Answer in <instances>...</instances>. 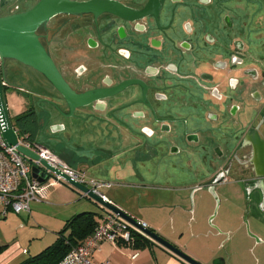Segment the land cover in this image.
<instances>
[{
  "label": "water",
  "instance_id": "water-1",
  "mask_svg": "<svg viewBox=\"0 0 264 264\" xmlns=\"http://www.w3.org/2000/svg\"><path fill=\"white\" fill-rule=\"evenodd\" d=\"M175 2L180 0H0V127L3 136L10 147L18 144L19 137L9 119L5 104L6 81L63 103L33 95L40 125L36 142L47 146L75 169L80 162L92 165L120 153L89 168L87 174L112 181L183 186L209 177L226 159L225 163L235 157L236 151L241 150V158H249L253 164L252 189L261 192V208L264 210V139L261 137L264 115L254 125L264 109V100L259 92L258 98L253 96L260 103L255 104L256 106L252 101L247 102L246 90L243 92L239 111L236 114L231 113L235 115L232 118L236 121L238 131L236 135L226 131V146L222 145L221 151H214L211 150L215 141L212 135L214 128L203 123L201 117H196L189 123L181 118L161 119L151 106L154 122L146 120L151 116V111L144 104H139L141 90L134 84L142 80H127L145 76L138 71L139 65L133 69L130 67L133 60L113 53L106 59L99 58L104 48L87 46L86 37L97 36L94 30L90 31V14L97 18L104 13L120 18V38L126 37L127 31L134 39L140 32L146 33L148 37L159 33L176 46L180 36L177 20L180 22L183 14L177 10V6L173 7ZM241 3L251 11L253 27L262 25L258 23L264 15L262 8L256 11L245 0ZM170 12L176 17V22L162 26L160 17H165ZM198 24L201 36L204 33V22L199 21ZM81 31H86V34L79 38L78 33ZM148 40L153 46L162 43L156 37ZM88 43L94 46L96 42L90 38ZM251 44L259 57L264 59V38L251 39ZM79 50L84 55H78ZM120 53L123 54L124 50H120ZM118 66L121 67L116 68ZM150 69L146 70L149 75L152 74ZM154 76L150 75L153 86L142 81L146 90L159 89V85L173 81L166 74H161L157 79V75ZM105 78H110L112 85L104 83ZM195 87H199V84H195ZM214 91L217 93L218 90L215 88ZM146 98L148 99L147 91L143 93L145 101ZM131 108L132 111H148L146 119L141 122L138 115H130ZM203 110L205 114L217 112L212 105L205 106ZM101 115L112 119L143 140V144L132 148L141 142ZM225 120L228 119L225 117ZM144 125L146 127L141 130ZM18 148L30 158H38L26 147L18 145ZM43 163L47 168L61 173L45 161ZM225 165L221 166V170L209 182H202L207 184L208 190L217 199L216 185L225 181L231 172V167ZM233 171L237 172L236 175L248 174L239 168ZM33 176L40 183H44L49 177L46 171L37 166L33 167ZM63 176L69 179L66 174ZM71 182L73 188L88 192L98 204L133 221L131 215L95 195L87 186ZM147 233L157 243L188 263L203 264L153 230H147Z\"/></svg>",
  "mask_w": 264,
  "mask_h": 264
},
{
  "label": "flooded vegetation",
  "instance_id": "flooded-vegetation-1",
  "mask_svg": "<svg viewBox=\"0 0 264 264\" xmlns=\"http://www.w3.org/2000/svg\"><path fill=\"white\" fill-rule=\"evenodd\" d=\"M245 1L253 5L256 11L258 8L264 11V0ZM241 2L242 0L175 2L173 7L177 6V10L183 14V19H180V22L177 20L180 36L176 46L170 44L167 37L159 33L152 35L161 40L159 46L151 45L148 39L152 37H148L143 32L137 34L134 39L127 31V36L120 38L118 34L120 18L109 13L101 14L97 18L90 14L92 16L90 31L94 30L97 36L86 37V43L90 48L98 46L104 48L102 56L97 55L99 58L106 59L113 53L124 59L133 60L134 62L130 64L133 69L134 66L139 65L138 71L145 76L131 77L127 80L139 79L153 86L150 75L153 77L157 75L156 79L161 74L173 78L172 83L161 84L157 87L159 89L155 90L151 88L146 90L142 81L134 83L141 90L139 104L147 106L151 116L146 119L148 111H132V108L130 115H138L137 118L142 120L141 122L143 119L154 122V111L151 108L153 106L156 115L161 119L181 118L189 123L196 117H201L203 123L214 128L212 135L215 141L211 150L221 151L222 145L227 141L226 133L236 135L238 131L236 121L232 118L235 115L231 113L236 114L239 111L243 92L246 90L247 102L252 101L254 105L260 104L254 100V95L258 98L260 94L264 100V59L259 57L257 50L255 51L251 44V39L264 38V15L258 20V23L262 24H259V29L253 27L254 21L251 23L250 20L252 13ZM160 20L162 26H167L176 22V17L174 18L173 13L170 12L165 17H160ZM199 21L204 22V33L201 36H199ZM82 34H86V31L78 33V37L83 36ZM90 38L95 40L94 46L89 45ZM120 50H124V53H120ZM77 53L80 56L84 55L82 50ZM160 54L165 56L161 57ZM136 57L139 59L137 60ZM119 67L121 66L116 68ZM148 68L152 71L150 75L146 72ZM104 83L112 85L110 78H105ZM195 84H199V87L196 88ZM215 88L218 90L217 93L214 91ZM146 91L148 99L146 98L145 101L143 93ZM133 102L135 105V101ZM208 105H212L217 112L205 114L203 109ZM263 115L264 109L254 125L261 121ZM225 117L228 120H225ZM144 127L146 126H141V130ZM261 137L264 139V124L261 127ZM241 156L242 152L238 150L235 157L225 164L231 168H239L243 173H249L253 169V164L249 158L244 159ZM252 182L249 183L250 194L255 191L252 189Z\"/></svg>",
  "mask_w": 264,
  "mask_h": 264
},
{
  "label": "crops",
  "instance_id": "crops-1",
  "mask_svg": "<svg viewBox=\"0 0 264 264\" xmlns=\"http://www.w3.org/2000/svg\"><path fill=\"white\" fill-rule=\"evenodd\" d=\"M27 90V88L6 82L4 85L5 104L9 119L18 137H26L36 142L40 125L33 95L59 104L63 103ZM101 117L110 120L141 142L132 148L143 144V140L112 119L102 115ZM119 154L117 153L92 165L87 162H80L76 169L87 172L89 168ZM63 160L66 162L65 159ZM226 160L221 166L225 164ZM221 166L209 177L183 186L112 181L89 176L111 183V186L102 187V192L111 203L129 215L145 220L154 232L192 258L203 264H211L212 260L218 256L220 237L224 238L226 234L212 228L204 229L207 218L212 214L213 209H210L206 217L199 215L196 220L190 211L189 199L190 196L194 197L195 203L197 200L198 204L196 194L201 190L197 191V184L209 182L221 170ZM233 169L235 167L231 168V172L226 176L225 181L216 185V192L219 188L225 189L226 183L231 180L230 174L233 175L234 183H246L250 186L253 180V169L244 176L236 175L237 172ZM41 186L38 198L31 202L29 212L17 213L12 208H8L5 212L3 205L0 204V264H20L29 257L40 253L57 241L59 232L65 228L69 219L81 212L90 210L81 202H77L75 194L71 192L69 187L61 183H53L50 179L49 182H44ZM234 190L237 191V200L245 197L243 191L241 192L236 188ZM206 192H208V188L205 187L202 193L205 194ZM223 194H220L221 201L224 204L228 203L230 197L224 192ZM252 194H254V198L251 201L253 212L251 217L256 222L262 221L264 223V213L262 206H260L262 194L259 190H255ZM199 198L201 199L200 196ZM213 218L214 215L211 219ZM100 219L96 217L97 223L100 222ZM242 232L240 227L238 234L241 237ZM262 238L264 239V237ZM245 239L249 245L254 243L252 242L254 240L250 238L246 237ZM83 240L84 238L80 242ZM258 241L264 245V241L261 239ZM259 242L258 244H260ZM135 252H137V256L133 258L132 255ZM230 256H222V261L219 264H228L232 260ZM94 258L99 261L107 260L109 264H190L159 243L139 247L137 243L133 246H117L110 242H103L100 248L95 251ZM262 261L264 263V257H261V263ZM229 264L233 263L230 262Z\"/></svg>",
  "mask_w": 264,
  "mask_h": 264
},
{
  "label": "built area",
  "instance_id": "built-area-1",
  "mask_svg": "<svg viewBox=\"0 0 264 264\" xmlns=\"http://www.w3.org/2000/svg\"><path fill=\"white\" fill-rule=\"evenodd\" d=\"M18 145L31 150L38 158H30L23 154ZM43 161L60 170L61 173L47 168ZM35 166L46 171L49 175L48 179H51L53 183L64 182L73 186L71 181L78 182L87 186L95 195L110 202L102 192L103 186H111L110 182L97 180L90 177L86 171L75 169L47 146L26 137L18 138V144L10 147L0 127V204L3 205L5 212L8 208H12L17 213L31 210V202L38 198L42 187V183L33 176V167ZM63 174H66L70 180ZM80 195L92 199L88 192L80 191ZM99 205L103 210L100 222L96 223L93 231L83 241L67 252L59 264H109L107 260H96L94 258L95 251L100 248L103 242H110L117 246H133L136 241L135 233L157 243L147 233V230L152 229L145 220L131 216L133 221H130L106 209L101 204ZM136 256L137 252L132 255L133 258Z\"/></svg>",
  "mask_w": 264,
  "mask_h": 264
},
{
  "label": "rangeland",
  "instance_id": "rangeland-1",
  "mask_svg": "<svg viewBox=\"0 0 264 264\" xmlns=\"http://www.w3.org/2000/svg\"><path fill=\"white\" fill-rule=\"evenodd\" d=\"M229 178L231 180L226 183L225 189L219 188V190H217L218 199L209 190L203 194L202 190L205 189V187L207 188V184L202 183L196 186L198 187L197 191L201 190L196 194L198 196L196 197V199H198V204L197 200L195 203L194 197L190 196L189 199L190 211L193 216L196 217V220L199 218V215H204V217H206L210 209H213L212 214L207 218L204 229L212 228L226 234L224 238L220 237V246L217 250L218 256L212 260L211 264L221 263L222 256L229 257V254L232 255L230 256L232 257L230 262L233 264H264L263 261L261 263V257H264V247L261 248V246L264 245L257 239L259 238L264 241L262 238L264 237V223L262 221L256 222L251 217V214H253L251 201L254 198V194H250V187L248 184L234 183L235 180L232 174L229 175ZM49 180L50 179L46 180L45 183L49 182ZM61 184L69 187L71 192L75 194L77 202H81V204L90 209L87 211H92L97 218H102L103 210L96 201L81 197L80 191L67 183L62 182ZM234 188L237 190L239 189L241 192L243 191V196L245 197L237 200V191L234 190ZM223 192L230 197V201L225 204L221 201L220 194L224 195ZM262 211L264 213V210ZM213 215L214 218L211 219ZM245 216L247 217L245 218ZM240 227L243 230L242 237L238 234V229ZM246 237L254 240L252 241L254 243L249 245L247 243L248 241L245 239ZM258 242L260 244H258Z\"/></svg>",
  "mask_w": 264,
  "mask_h": 264
},
{
  "label": "trees",
  "instance_id": "trees-1",
  "mask_svg": "<svg viewBox=\"0 0 264 264\" xmlns=\"http://www.w3.org/2000/svg\"><path fill=\"white\" fill-rule=\"evenodd\" d=\"M96 216L92 211H84L67 221L65 228L59 232L57 241L40 253L29 257L20 264H59L67 252L83 238L89 235L95 225ZM70 231L69 233H67ZM137 246L156 244L155 242L135 233Z\"/></svg>",
  "mask_w": 264,
  "mask_h": 264
}]
</instances>
